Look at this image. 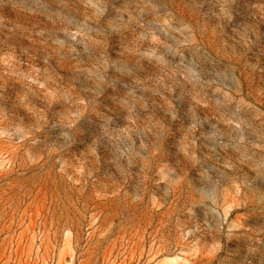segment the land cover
I'll return each instance as SVG.
<instances>
[{
  "label": "rangeland",
  "instance_id": "1",
  "mask_svg": "<svg viewBox=\"0 0 264 264\" xmlns=\"http://www.w3.org/2000/svg\"><path fill=\"white\" fill-rule=\"evenodd\" d=\"M0 264H264V0H0Z\"/></svg>",
  "mask_w": 264,
  "mask_h": 264
}]
</instances>
